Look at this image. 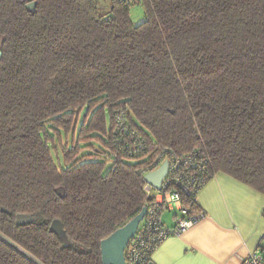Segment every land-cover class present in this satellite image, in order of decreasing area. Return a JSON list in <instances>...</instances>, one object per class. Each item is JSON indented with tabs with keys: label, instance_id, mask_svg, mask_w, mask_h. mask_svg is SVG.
I'll use <instances>...</instances> for the list:
<instances>
[{
	"label": "trees",
	"instance_id": "16d2710c",
	"mask_svg": "<svg viewBox=\"0 0 264 264\" xmlns=\"http://www.w3.org/2000/svg\"><path fill=\"white\" fill-rule=\"evenodd\" d=\"M139 4L136 25L122 0H0V264H103L101 242L145 207L161 148H202L213 175L264 194V0ZM119 109L148 149L112 166L93 143L116 150Z\"/></svg>",
	"mask_w": 264,
	"mask_h": 264
},
{
	"label": "built area",
	"instance_id": "2783aa9c",
	"mask_svg": "<svg viewBox=\"0 0 264 264\" xmlns=\"http://www.w3.org/2000/svg\"><path fill=\"white\" fill-rule=\"evenodd\" d=\"M122 1L128 5L140 3V0ZM114 117L111 141L116 150L107 149V153L103 155L107 164L112 166L120 159L131 161L145 154L148 149L145 137L129 120L126 111L116 110ZM165 161L169 162V168L160 188L155 189L146 182L144 184L147 211L126 248L125 264H149L153 253L162 242L185 233L202 215V212L191 211L184 201L192 199L196 202L201 189L213 177L207 152L197 148L178 156L169 148H161L148 162L146 175L158 169ZM166 213L171 215L170 224L165 220ZM241 264H264V248L250 251Z\"/></svg>",
	"mask_w": 264,
	"mask_h": 264
},
{
	"label": "crops",
	"instance_id": "0c3cea01",
	"mask_svg": "<svg viewBox=\"0 0 264 264\" xmlns=\"http://www.w3.org/2000/svg\"><path fill=\"white\" fill-rule=\"evenodd\" d=\"M196 203L202 210L198 221L162 242L151 262L241 264L250 251L264 248V194L220 172L201 189ZM170 219L166 213L168 224Z\"/></svg>",
	"mask_w": 264,
	"mask_h": 264
},
{
	"label": "water",
	"instance_id": "95a60500",
	"mask_svg": "<svg viewBox=\"0 0 264 264\" xmlns=\"http://www.w3.org/2000/svg\"><path fill=\"white\" fill-rule=\"evenodd\" d=\"M36 6V1L29 3L27 8L33 10ZM2 40L0 38V59L2 57ZM169 168V162L165 161L158 169L148 173L144 180L146 183L153 186L155 189H159L163 183L164 178L167 175ZM62 195V191L58 192ZM4 211V210H3ZM146 208L144 207L142 211L132 218L127 224L123 227L117 229L114 233H112L109 237L104 239L101 242V255H102V263L103 264H125V251L130 242V240L136 234L140 223L143 221ZM34 220L31 215L18 214L16 216V223L18 225H23L26 223H30ZM51 228L60 232H63L62 223L59 220H54L51 224ZM64 233V232H63ZM65 243L68 241L65 236H62ZM149 264H154L150 262Z\"/></svg>",
	"mask_w": 264,
	"mask_h": 264
},
{
	"label": "rangeland",
	"instance_id": "374dc122",
	"mask_svg": "<svg viewBox=\"0 0 264 264\" xmlns=\"http://www.w3.org/2000/svg\"><path fill=\"white\" fill-rule=\"evenodd\" d=\"M131 17L132 20L134 22V24H140L141 22H143L146 17H145V10L144 7L140 4L137 5H133L131 8ZM84 111L81 113V117L79 119V122L77 123L76 129H75V133L74 134H70L69 136H63V142L62 145L63 146H71V145H75L77 140H78V133L80 131V126L82 124L83 121V116H84ZM95 149H100L102 151L107 152V147L105 145H102L100 143H93ZM55 150H53V157L56 161V163L59 164H63L64 163V159H63V153H62V148L63 147H59V146H55ZM89 149H86L82 152V156H86L89 151Z\"/></svg>",
	"mask_w": 264,
	"mask_h": 264
}]
</instances>
